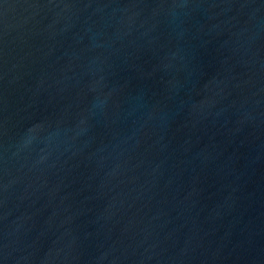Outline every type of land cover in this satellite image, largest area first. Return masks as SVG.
<instances>
[{
	"label": "water",
	"instance_id": "obj_1",
	"mask_svg": "<svg viewBox=\"0 0 264 264\" xmlns=\"http://www.w3.org/2000/svg\"><path fill=\"white\" fill-rule=\"evenodd\" d=\"M0 264H264V0H0Z\"/></svg>",
	"mask_w": 264,
	"mask_h": 264
}]
</instances>
